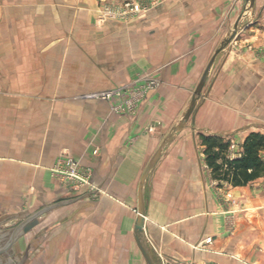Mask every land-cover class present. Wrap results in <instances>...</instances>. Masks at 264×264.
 <instances>
[{
	"label": "crops",
	"instance_id": "1",
	"mask_svg": "<svg viewBox=\"0 0 264 264\" xmlns=\"http://www.w3.org/2000/svg\"><path fill=\"white\" fill-rule=\"evenodd\" d=\"M254 1L253 23L240 21L247 0H157L133 22L100 26L105 0H0L1 222L98 191L49 205L16 235L12 258L147 264L135 237L142 173L240 21L186 128L150 172L143 236L155 264H264V175L245 186L218 181L202 142L230 141L234 159L250 133L264 135V58L247 47L264 43V0ZM147 72L160 84L136 114L94 95ZM66 154L91 169L89 183L73 189L54 173Z\"/></svg>",
	"mask_w": 264,
	"mask_h": 264
},
{
	"label": "water",
	"instance_id": "2",
	"mask_svg": "<svg viewBox=\"0 0 264 264\" xmlns=\"http://www.w3.org/2000/svg\"><path fill=\"white\" fill-rule=\"evenodd\" d=\"M250 1L251 5L255 4L254 0H248ZM238 27L236 26L235 30L232 31L233 33L230 35L228 39H226L217 52L215 53L214 57L211 59V61L208 63L209 65L205 69L204 73L201 77V82L198 85L194 97L189 105V107L186 110L185 115L182 117V119L174 126V129L171 131V133L162 141L161 146L158 148L156 153L152 156L151 160L147 164L146 168L143 171V175L141 177L140 183H139V195H138V216L136 218V227H135V237L137 239L138 245L140 247L141 252H143V255L145 256V259L147 261V264H155L150 252H148L146 245L144 243V232H145V202H144V193H145V185L147 182L148 177L150 176V172L153 170V168L157 165V162L160 159V156L162 155V152L164 149L171 143V141L179 135L185 128L187 123L189 122L191 116L195 112V108L197 106V103L199 102L201 98V92L206 85L207 78L209 76V73L211 69L213 68L214 62L216 60V57L225 49V46L231 42V40L236 36ZM83 194H89V195H95L98 194V191H87L80 196L77 197H70V196H62L61 201L54 200L49 202L47 205H37V209L33 214L25 215V216H19V217H11L3 223L0 220V264H20L22 261L23 256H20V258H12V250H13V244L16 241V235L24 234V232H29L32 229H34L35 226L39 225L37 216L40 213H46L49 212V205H56L65 203V201H74L77 199H80L83 197ZM12 219H22L25 220L24 223H20L19 226L10 227L5 226V222H10Z\"/></svg>",
	"mask_w": 264,
	"mask_h": 264
},
{
	"label": "trees",
	"instance_id": "3",
	"mask_svg": "<svg viewBox=\"0 0 264 264\" xmlns=\"http://www.w3.org/2000/svg\"><path fill=\"white\" fill-rule=\"evenodd\" d=\"M205 154L214 178L233 187L245 186L264 175V135L250 133L243 144V153L234 159L226 155L230 141L222 137L202 136Z\"/></svg>",
	"mask_w": 264,
	"mask_h": 264
},
{
	"label": "built area",
	"instance_id": "4",
	"mask_svg": "<svg viewBox=\"0 0 264 264\" xmlns=\"http://www.w3.org/2000/svg\"><path fill=\"white\" fill-rule=\"evenodd\" d=\"M142 9L143 8L141 7V4L137 2L136 4L128 3L126 7L121 11L107 9L103 13L101 21H104L105 17L111 11L116 12L115 14L118 16V19H125L128 18V16L130 17L137 14ZM148 78H139V80H137V85H135L134 87H131V85H127L123 88L108 90L107 92H100L94 95L107 100L117 98L118 102L113 106L114 111L117 113H124L128 111L132 112L137 109L139 102L144 96V93L148 89H151L156 85V81ZM90 170L91 169L83 168L80 162L76 161L73 157L66 154L61 159H59V162L54 168V173L66 184L77 189L80 188V186L89 183V180L91 178ZM206 242L211 243L212 239L208 238Z\"/></svg>",
	"mask_w": 264,
	"mask_h": 264
},
{
	"label": "rangeland",
	"instance_id": "5",
	"mask_svg": "<svg viewBox=\"0 0 264 264\" xmlns=\"http://www.w3.org/2000/svg\"><path fill=\"white\" fill-rule=\"evenodd\" d=\"M156 1L157 0H121V2H118V3H115V2H108V1H106L105 0V2H103L101 5V8H100V11H99V13H98V18H97V21H98V24L101 26V25H103V24H105L107 21H109V20H111V21H118V22H126V23H130V22H133V21H135V20H137V18H139V17H142V16H144L145 14H147L148 12H150L151 10H152V8H153V6H155L157 3H156ZM248 1V0H247ZM136 2L137 3H139V4H141V7L143 8L140 12H138L137 14H135V15H132V16H128V18H125V19H118V16L115 14L116 12L115 11H111V12H109V14L105 17V19H104V21H101V17H102V15H103V13L107 10V9H111V10H119V11H121V10H123L125 7H126V5L128 4V3H131V4H136ZM256 6V4H254V5H251V3H250V1H248V3L246 2V5H245V9H243V13H242V18L240 19V21L243 19V18H245L246 17V22H248V23H253V21L254 20H257L258 19V11H259V9L257 8V7H255ZM242 11V10H241ZM239 21V22H240ZM239 22L236 24V26L238 27L239 26ZM236 26H235V28H236ZM235 28L232 30V31H234L235 30ZM231 31V32H232ZM237 32H238V29H237ZM233 33V32H232ZM232 33H230V35L232 34ZM230 35H228V36H226L225 38H224V40L222 41V43L226 40V39H228L229 37H230ZM237 35V34H236ZM234 39V38H233ZM232 39V40H233ZM231 40V41H232ZM221 43V44H222ZM229 45H231V42L229 43V44H227L226 46H225V49L224 50H226V48L229 46ZM221 46V45H220ZM250 50H252L254 53H255V55H256V57L257 58H259V59H261V58H264V43H262V45L261 46H256V45H251V43H249L248 44V46H247ZM223 50V51H224ZM222 51V52H223ZM217 52V50L215 51V53ZM221 52V53H222ZM215 53H214V55H215ZM220 53V54H221ZM219 54V55H220ZM214 55L212 56V58L214 57ZM218 55V56H219ZM217 56V57H218ZM217 57H216V60H217ZM211 58V59H212ZM211 59H210V61H211ZM215 60V61H216ZM209 61V62H210ZM215 63V62H214ZM215 65V64H214ZM214 65H213V67H214ZM148 77H150V78H148ZM139 78H148V79H152L153 81H156V85L153 87V88H151V89H148L145 93H144V96H143V98H142V100L139 102V104H138V106H137V109L135 110V111H132V112H130V111H128V112H125V113H128V114H136L137 113V111L139 110V107L141 106V103L144 101V99L146 98L145 96L150 92V91H153L155 88H157L158 86H159V84H160V81H159V79L155 76V75H153V73L152 72H147V73H144V74H142V75H140L139 77H138V79L137 80H139ZM208 79V78H207ZM136 80V82L135 83H133V84H130L131 85V87H134L135 85H137V81ZM209 80V79H208ZM208 80H207V82H206V85H207V83H208ZM201 82V81H200ZM200 84V83H199ZM198 84V85H199ZM206 85L204 86V88H203V90H202V92L204 91V89H205V87H206ZM198 87V86H197ZM197 87H196V89H197ZM196 89H195V91H196ZM195 91H194V93H195ZM202 92H201V97H202ZM194 95V94H193ZM117 99V98H116ZM201 99V98H200ZM117 103V102H116ZM115 105V104H114ZM113 105V106H114ZM74 189V188H73Z\"/></svg>",
	"mask_w": 264,
	"mask_h": 264
}]
</instances>
